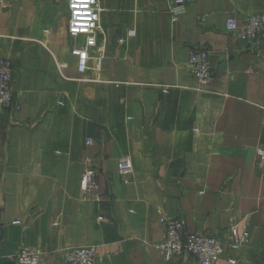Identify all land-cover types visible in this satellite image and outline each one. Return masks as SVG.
<instances>
[{"label": "crops", "instance_id": "obj_1", "mask_svg": "<svg viewBox=\"0 0 264 264\" xmlns=\"http://www.w3.org/2000/svg\"><path fill=\"white\" fill-rule=\"evenodd\" d=\"M5 1L0 57L12 61L20 109L0 108V264L23 248L64 264L72 247L94 248L97 264H197L163 259L162 216L223 241L247 222L248 243L226 246L218 264H264V47L225 30L229 15L264 12V0H185L175 20L168 0H100L101 68L85 73L70 53L66 0ZM194 50L209 52L203 89ZM126 154L131 183L117 170ZM86 157L99 201L80 187Z\"/></svg>", "mask_w": 264, "mask_h": 264}, {"label": "built area", "instance_id": "obj_2", "mask_svg": "<svg viewBox=\"0 0 264 264\" xmlns=\"http://www.w3.org/2000/svg\"><path fill=\"white\" fill-rule=\"evenodd\" d=\"M68 9L67 33L72 40L70 53L75 56L77 70L85 73L89 70L100 71L102 52L98 53V36L102 33L100 0H66ZM168 14L172 20L186 12L185 0H168ZM0 7H7L5 0H0ZM202 20V18H200ZM225 30L238 39L249 42L254 49L264 47V12L251 13L243 19L229 15L225 21ZM133 31H130L132 34ZM97 50V52H96ZM93 60L94 65L90 62ZM188 65L192 71L198 89H203L212 79L209 52L194 50L189 54ZM12 61L0 57V108L20 109L14 100L12 89ZM92 139L87 138L86 144ZM257 154L264 160V150L258 148ZM117 170L124 183L133 182V163L129 154L122 155L117 161ZM92 160L86 157L81 174L80 187L90 195L93 201H99L98 184L95 178ZM160 223L164 229L163 237L156 244L165 261L187 253L197 264H218L226 246L241 249L248 243V223L232 225L228 228V239L223 241L209 229L202 232H188L184 223L175 218L162 216ZM64 264H97L96 253L92 247H72L62 253ZM44 253L39 248H23L14 258V264H42ZM235 264V260H230Z\"/></svg>", "mask_w": 264, "mask_h": 264}]
</instances>
